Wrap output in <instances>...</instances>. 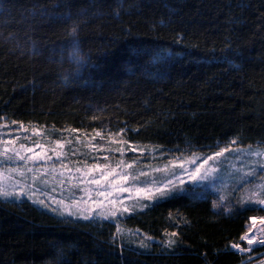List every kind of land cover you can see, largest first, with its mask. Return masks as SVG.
<instances>
[{
	"label": "trees",
	"instance_id": "trees-1",
	"mask_svg": "<svg viewBox=\"0 0 264 264\" xmlns=\"http://www.w3.org/2000/svg\"><path fill=\"white\" fill-rule=\"evenodd\" d=\"M261 3L0 0V119L35 124L56 136L70 128L146 129L133 140L158 147L186 139L226 143L237 139L234 130L239 129L254 138L242 146H255L264 132ZM68 13L71 20L54 18ZM73 24L79 25L75 36ZM76 40L91 60L78 76L68 59ZM160 50L175 55L167 63L156 61L153 54ZM235 65L242 67L237 71ZM157 72L163 75L153 82ZM201 189L126 217L125 225L156 240L151 254L126 246L121 253L110 240L115 223L60 222L30 202L0 201V264H206L199 255L205 251L207 264H215L213 248L205 243L223 248L221 241L229 236L232 240L225 242H239L245 218L262 213L217 214L210 203L214 198ZM177 212L192 223L183 227L180 222L184 246L172 255L162 252L161 242L165 229L176 230ZM238 259L222 256L220 264H238Z\"/></svg>",
	"mask_w": 264,
	"mask_h": 264
},
{
	"label": "snow or ice",
	"instance_id": "snow-or-ice-1",
	"mask_svg": "<svg viewBox=\"0 0 264 264\" xmlns=\"http://www.w3.org/2000/svg\"><path fill=\"white\" fill-rule=\"evenodd\" d=\"M237 6L240 7V5ZM261 7H264V0ZM116 17L119 19V12L116 13ZM54 18L71 20L72 14H61ZM261 23L264 24V14L261 15ZM78 27L79 25L73 24L71 28L73 36L77 33ZM226 39L229 43L228 51H232L231 37ZM81 51L79 41L76 40L68 55V59L77 66L75 73L77 76L81 70L91 64L90 58L82 55ZM174 55L170 50H160L153 54L156 61L166 63L171 61ZM235 58L244 59L243 56ZM60 59L62 60L63 56ZM241 67V65H235L234 70L238 71ZM162 75L163 73L157 72L153 82L160 79ZM64 83L67 84V79ZM23 127L24 122L20 120H11L10 124L0 123V130L11 129L7 133L0 131V199L5 204L13 205L31 202L47 214L53 215L54 218L71 223L95 224L106 218L115 219L118 222L122 217L130 214L151 211L158 204L184 199L185 196L193 195L187 181L193 184L214 181L221 171L214 165L222 164L223 158H226L225 154H246L245 158L251 163L247 165V172L233 181L235 187L230 189L232 196L226 198L220 195L218 199L210 202L211 208L217 214H225L229 217L250 210H258L262 214L245 218V230L238 237L239 242H225L232 240L229 236L221 241L224 244L223 248H214L207 242L205 247L213 248L215 264H220L222 256L230 254L238 256V264H264V259H260L264 257V252H258L255 260L252 255L257 252V246L264 248V132L257 141L255 150L252 145H248L247 148L242 146L246 140L254 138L244 136L239 129L234 130L237 139H229L226 143L223 141L217 143L215 138L212 144H200L192 139H186L183 140L182 145L153 147L150 151L159 152V159L163 161V166L154 167L148 164L147 167L151 169V172H146L138 171L140 165L138 160L130 163L123 158L126 149H131L134 156H143L149 151L145 146L132 142L134 137H139L142 131H147L146 129L120 127L115 132L107 133L94 130L93 135L86 141L87 151L81 154L78 149L71 147L73 141L70 139H56L54 143L51 141L41 143L29 138L30 143H20V129ZM25 131L35 132L37 136L42 135L41 129L36 126L30 125ZM67 131L69 134H75V143H85L82 135H87L86 131L80 128H70ZM158 132L159 130L154 135H158ZM128 133H133V136L124 139ZM5 136L8 138L5 139ZM105 136L106 144L93 142L97 137L103 140ZM220 143H225V146L221 147ZM232 144L241 146L231 148ZM66 145L69 146L70 154L65 151ZM100 153L109 155L101 156ZM112 154L116 156L114 161ZM78 155H84L86 159H71ZM153 172L163 176V179L157 180L152 176ZM253 181L258 182L253 183ZM50 183L51 190L57 187L64 189L67 185L66 191L69 195L65 199L48 195L46 189ZM37 184L40 185L39 188ZM133 192L137 198L143 199L124 197V194ZM77 193L82 194L77 195ZM176 215L178 217L174 225L176 230L169 232L165 229L163 234L166 239L161 242L162 252L172 255L176 254V248L184 246V234L181 231L180 222L183 221V227H188L192 223L179 212ZM168 216L172 218V213L169 212ZM143 235L147 237L146 233ZM118 238L122 240V230L119 226L116 227V234L110 236V240L123 253L124 245L117 243ZM147 239L149 243L143 240L140 242L138 252L151 254L148 250L151 247L152 238L147 237ZM199 255L207 264L208 252H201ZM57 264H66V262L58 260Z\"/></svg>",
	"mask_w": 264,
	"mask_h": 264
},
{
	"label": "rangeland",
	"instance_id": "rangeland-1",
	"mask_svg": "<svg viewBox=\"0 0 264 264\" xmlns=\"http://www.w3.org/2000/svg\"><path fill=\"white\" fill-rule=\"evenodd\" d=\"M10 121H11V119H8L6 117H3L2 119H0V123L10 124ZM30 125L40 128L42 135L37 136L35 132L25 131V129H27ZM12 127H14V126H12ZM10 130H11L10 128H5V129L0 130V131L7 133ZM95 130H101L102 133H107L109 131H113V132L116 131V130H110V129H95ZM93 133H94V130L87 132V135H82V139L85 141V143L77 144V143H75V134H69L68 131H61L60 135L56 136L51 129L43 128V127L37 126L35 124L24 123V127L22 129H20V141L19 142L20 143H30L29 138H31V140L41 142V143H47L49 141L54 143V141L56 139H62V140L70 139L73 141V144L71 147L78 149L79 153L83 154L87 151L86 141H87L89 136L93 135ZM4 138L7 139L8 137L5 136ZM128 138L129 137L127 135L124 136V139H128ZM93 142L106 144L107 137L105 136L103 140L101 138L97 137ZM132 142L136 143V144H141V145L145 146V148L149 149V151L146 152L143 156H134L131 149L125 150V154L123 156V158L125 160H127L130 163L133 162L134 160H138L140 162L138 171L151 172V169H149L147 167L148 164H152L154 167H162L163 166V161H161L159 159V155H160L159 152L157 151L155 153H152L150 151L153 147L159 148L158 146L152 145V144H143L140 142H135L134 140H132ZM240 146L241 145L232 144L230 147L231 148H237ZM256 147H257V145L253 146V149L255 150ZM244 148H247V147H244ZM65 151L69 152V154H70V149H69L68 145H66ZM100 155L104 156V155H109V154L108 153H100ZM185 155H187V153H185ZM245 155L246 154H237V153H232L231 155L225 154L226 158H223V163L214 165L218 169H221L219 175L215 178L214 181H203V182H199L196 184H193L191 181H187L188 187L190 189H197V188L202 187L204 191L206 190V192H208L209 195L214 198V200L218 199V197L220 195H223L227 198L228 192L231 191L230 189L235 187V184L233 183V181L238 180L241 176H243L248 170L247 165L251 163L250 160L245 158ZM71 159L72 160H84V159H86V157L84 155H78L75 157H71ZM115 159H116L115 154H112V160L114 161ZM89 162H91V160H89ZM109 162H111V161H109ZM237 174H239V175H237ZM152 176L155 177L157 180L163 179V176H160L154 172L152 173ZM37 179H39V177ZM255 182H258V181H253V183H255ZM140 186L143 187V185H140ZM37 187L39 188L40 185L37 184ZM129 187H134V186L129 185ZM66 189H67V185H65L64 189H60L57 187L54 190H51V183H50L48 188L46 189V192L48 195L55 196L56 198L65 199L69 195V193L66 191ZM211 193H212V195H211ZM80 194H82V193H77V195H80ZM124 197H131L132 199H143L142 197L137 198L135 196L134 192L124 194ZM0 201H2V199H0ZM137 206L139 207L140 205H137ZM36 208H38V207H36ZM39 210L45 212L42 209H39ZM126 217H128V216H126ZM126 217H122L118 222L115 219L106 218L104 220H100V221L96 222L95 224H92V226H103L104 222L115 223L116 227L119 226L120 229L122 230V240L118 238L117 241H118V243H123V245L126 247H132V248L138 249L140 247V242L142 240L145 243H149V240L147 239V237H150V236L148 234H147V237H145L143 235V234H145L144 232L140 231L137 228H132V227H129V226L124 224V220L126 219ZM57 220L60 222H65V221H62L59 219H57ZM115 234H116V231H115ZM154 241H156V240L154 238H152L151 242H154ZM259 248L260 247L257 246V249H259ZM261 252H264V249ZM256 255L257 254H253L254 260H255ZM260 259H264V257H260Z\"/></svg>",
	"mask_w": 264,
	"mask_h": 264
}]
</instances>
